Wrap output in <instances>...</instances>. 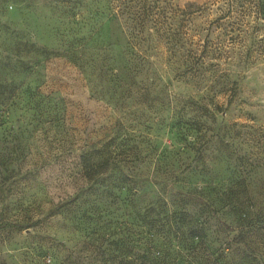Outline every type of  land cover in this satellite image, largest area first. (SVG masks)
Returning <instances> with one entry per match:
<instances>
[{
    "label": "rangeland",
    "instance_id": "obj_1",
    "mask_svg": "<svg viewBox=\"0 0 264 264\" xmlns=\"http://www.w3.org/2000/svg\"><path fill=\"white\" fill-rule=\"evenodd\" d=\"M66 1L0 0V264H103L57 209L101 144L124 164L115 183L208 203L215 244L246 212L264 259V0H82L74 15Z\"/></svg>",
    "mask_w": 264,
    "mask_h": 264
},
{
    "label": "trees",
    "instance_id": "obj_2",
    "mask_svg": "<svg viewBox=\"0 0 264 264\" xmlns=\"http://www.w3.org/2000/svg\"><path fill=\"white\" fill-rule=\"evenodd\" d=\"M66 3L74 15L82 0ZM131 13V21L139 18L138 11ZM142 23L145 20L141 19ZM35 51L43 57L54 53L38 46ZM89 147L78 156L87 189L71 195L57 209L64 207L66 212L74 213L75 220L85 222L89 231L86 237L90 243H97L103 264H264L260 251L247 241L249 235L255 234V225L246 212L236 209L235 227L223 224L225 232H234L233 236L215 244L208 235L210 206L202 198L172 188L150 196L140 184L144 180L134 176L114 178L115 183L110 171L124 165L115 162L116 148L108 144ZM126 156L123 163L130 159ZM122 184L127 191L123 197L115 190H120ZM197 203L199 206L193 209ZM118 204L129 207L125 212L128 221H118L107 209H101L103 205L117 210ZM77 211H81V217L75 215Z\"/></svg>",
    "mask_w": 264,
    "mask_h": 264
}]
</instances>
